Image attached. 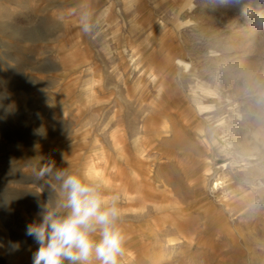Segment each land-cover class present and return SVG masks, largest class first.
Wrapping results in <instances>:
<instances>
[{
	"label": "rangeland",
	"instance_id": "rangeland-1",
	"mask_svg": "<svg viewBox=\"0 0 264 264\" xmlns=\"http://www.w3.org/2000/svg\"><path fill=\"white\" fill-rule=\"evenodd\" d=\"M209 1L0 0V264L64 167L120 196L122 264H264V0Z\"/></svg>",
	"mask_w": 264,
	"mask_h": 264
},
{
	"label": "clouds",
	"instance_id": "clouds-1",
	"mask_svg": "<svg viewBox=\"0 0 264 264\" xmlns=\"http://www.w3.org/2000/svg\"><path fill=\"white\" fill-rule=\"evenodd\" d=\"M249 17L253 10L241 8ZM83 30H89L84 24ZM50 191L38 202V219L26 225L25 235L38 245L32 264H122L127 235L121 227L124 215L120 196L105 192L103 185L70 167L44 168L36 173ZM18 242H10L12 251Z\"/></svg>",
	"mask_w": 264,
	"mask_h": 264
},
{
	"label": "bare ground",
	"instance_id": "bare-ground-1",
	"mask_svg": "<svg viewBox=\"0 0 264 264\" xmlns=\"http://www.w3.org/2000/svg\"><path fill=\"white\" fill-rule=\"evenodd\" d=\"M221 2V0H211V1H209L208 2V4L206 5V9H209V8H215V7H217V2ZM224 1V0H223ZM205 8V7H204ZM205 9V10H206ZM257 26V25H256ZM252 27H249V29H248V31H249V34H251V36L253 35L252 33H253V30H250ZM174 62L176 63V66H177V69L178 70H181V71H189L188 70V68H190L189 66H190V64L189 63H185V62H183L181 59H176L175 58V60H174ZM163 87V86H162ZM184 92V91H183ZM160 95V94H159ZM156 101V100H155ZM190 101V100H189ZM162 103H164V102H162ZM160 104V103H159ZM167 105V104H166ZM161 106V105H160ZM187 106V105H186ZM163 107V106H162ZM193 107H194V105H193ZM161 108V107H160ZM155 109V108H154ZM151 110V112L152 111H155V110ZM162 109V108H161ZM165 109H166V106H165ZM173 109V108H172ZM184 110V109H183ZM164 111H166V110H164ZM168 111V110H167ZM166 111V112H167ZM206 111V110H205ZM170 112V111H169ZM173 113L175 112V110L174 111H172ZM155 113H153L152 115H154ZM156 114H158L157 112H156ZM198 114V113H197ZM159 115V114H158ZM194 115V114H193ZM160 116V115H159ZM259 116V115H258ZM185 117V116H184ZM256 118V117H255ZM165 119V118H164ZM152 121V120H151ZM187 121V120H186ZM263 122V121H262ZM261 121H258V123H257V125H259V127L261 126V123H262ZM255 123H256V121L254 120L253 122H251L249 125H250V127L251 128H253V126L255 125ZM167 124V123H166ZM143 125V124H142ZM146 128H148L147 126H145ZM257 127V126H256ZM255 127V128H256ZM144 128V127H143ZM145 129V128H144ZM151 129H158V128H151ZM161 129V128H160ZM163 129V128H162ZM259 129V128H258ZM147 130V129H146ZM253 130V129H252ZM155 131V130H154ZM145 132V131H144ZM157 132V131H156ZM247 133V132H246ZM259 134V133H258ZM162 136V135H161ZM149 146V145H148ZM167 148V147H166ZM154 149V148H153ZM173 149V148H172ZM160 154V153H159ZM207 163V162H206ZM156 172V171H155ZM159 173V172H158ZM160 177V176H159ZM218 183H217V181H215L214 182V185L216 186ZM179 191H181L180 189H179ZM180 193H182V192H180ZM179 196V195H178ZM181 197V196H180Z\"/></svg>",
	"mask_w": 264,
	"mask_h": 264
}]
</instances>
